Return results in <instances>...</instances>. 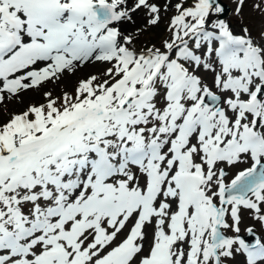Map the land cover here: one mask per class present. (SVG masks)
<instances>
[{"label":"snow or ice","instance_id":"obj_1","mask_svg":"<svg viewBox=\"0 0 264 264\" xmlns=\"http://www.w3.org/2000/svg\"><path fill=\"white\" fill-rule=\"evenodd\" d=\"M229 3L0 0V264H264V0Z\"/></svg>","mask_w":264,"mask_h":264},{"label":"rangeland","instance_id":"obj_2","mask_svg":"<svg viewBox=\"0 0 264 264\" xmlns=\"http://www.w3.org/2000/svg\"><path fill=\"white\" fill-rule=\"evenodd\" d=\"M224 2L227 3L229 9H231V4L229 3V0H224ZM248 15H249L248 10L245 9V17H244V20H240V23H243L245 20H247L248 19Z\"/></svg>","mask_w":264,"mask_h":264},{"label":"bare ground","instance_id":"obj_3","mask_svg":"<svg viewBox=\"0 0 264 264\" xmlns=\"http://www.w3.org/2000/svg\"><path fill=\"white\" fill-rule=\"evenodd\" d=\"M232 19L235 21V20H238V18H236V17H232Z\"/></svg>","mask_w":264,"mask_h":264},{"label":"water","instance_id":"obj_4","mask_svg":"<svg viewBox=\"0 0 264 264\" xmlns=\"http://www.w3.org/2000/svg\"><path fill=\"white\" fill-rule=\"evenodd\" d=\"M226 4V3H225Z\"/></svg>","mask_w":264,"mask_h":264}]
</instances>
